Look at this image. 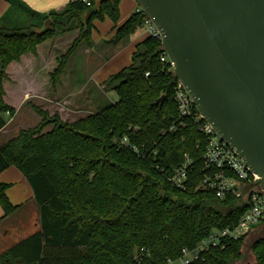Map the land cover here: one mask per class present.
Masks as SVG:
<instances>
[{
    "label": "trees",
    "instance_id": "1",
    "mask_svg": "<svg viewBox=\"0 0 264 264\" xmlns=\"http://www.w3.org/2000/svg\"><path fill=\"white\" fill-rule=\"evenodd\" d=\"M6 1L9 7L0 18V129L5 115L15 113L4 99L9 89L4 83L18 81L8 80L11 62L36 55L37 45L59 34L76 31L72 42L57 51L49 72L55 88L78 43L89 39L93 20L106 16L115 23L119 18V0H88L89 5L69 0L47 13L21 0ZM141 20L142 14L133 12L108 43L131 35ZM162 50L160 40L149 35L135 45L130 64L104 84L116 93L115 102L73 122L32 105L40 121L0 144V172L9 166L21 172L39 220L38 230L0 253V264H168L179 259L182 248H194L212 228L235 224L247 210L242 198L219 199L198 186L208 172L202 162L205 140L192 121L180 126L176 119L172 90L177 79L160 61ZM161 95H166L163 104L152 105ZM171 124L176 131H168ZM122 137L137 151L123 146ZM184 154L190 171L184 187L177 188L167 177ZM7 187L0 183L6 215L14 210ZM244 238L226 239L222 248H210L188 264H239ZM251 250L254 264H264V234Z\"/></svg>",
    "mask_w": 264,
    "mask_h": 264
},
{
    "label": "water",
    "instance_id": "2",
    "mask_svg": "<svg viewBox=\"0 0 264 264\" xmlns=\"http://www.w3.org/2000/svg\"><path fill=\"white\" fill-rule=\"evenodd\" d=\"M135 2L199 113L259 176L242 193L256 184L264 192V0Z\"/></svg>",
    "mask_w": 264,
    "mask_h": 264
},
{
    "label": "rangeland",
    "instance_id": "3",
    "mask_svg": "<svg viewBox=\"0 0 264 264\" xmlns=\"http://www.w3.org/2000/svg\"><path fill=\"white\" fill-rule=\"evenodd\" d=\"M2 2L3 4H6L5 0H0V4H2ZM123 5L124 6H122V10L123 13L126 14L129 11L130 7L127 2H125ZM4 12L1 15H3ZM1 24H4V22L1 21ZM92 24L93 25L89 32V39L87 40V42L85 40H82L80 43H78L74 52L70 55L68 61L63 67L59 75V82L57 83L55 88L51 86L49 72L53 69L56 64L55 57L58 54L57 51L65 49L68 45L67 40L65 38H69V36H64V39H60V44L56 43L57 50L55 49L54 52V46H52V42L56 38H59V36H63L64 34H59L56 37L47 41L52 46L50 47V57H45V54L42 51L44 58L42 60L40 59V62H38L37 64L39 67L42 66L43 68H41L40 71H37L35 69L29 75H26L28 74V72L25 74L22 81L25 85V92L23 91V93L16 94L17 92L13 88L14 86L9 85L8 81L6 80L7 83L5 82L4 86L5 88L9 89L7 90V93L5 92L4 99L10 104L14 105L15 103V106L17 107V116L13 121H9L12 116L7 114L5 115L7 118V122L9 121L7 124L8 129L5 131V136H3V133H1L0 131L1 138L9 137L11 133H16L17 130L21 129V127H33L38 123V121H40V116L33 110L32 105H37L41 107L43 110H46L49 114L58 113L59 115L60 113L62 115L63 121L73 122L79 116L83 117L85 114L96 112L105 103L115 102L117 100L116 93L104 87V84L100 88L94 85L95 88H97V90H94L93 88L94 91H91V88L89 89V87H83V84L81 88L82 91H77L79 90L77 88H79V86H81V84L83 83L82 81H84L85 83L88 82L89 84H93L94 81L99 80V76L101 74H97L99 69L106 63L105 61L109 60L114 55L113 52H115L116 50L119 51L118 45L116 47V50L108 52V55H106L107 59L105 60V56L102 52V49L104 48L102 42L103 38L107 37V35L110 33L112 28V22L107 17H104L100 20L94 19ZM136 29H138V27ZM57 30H59L58 27H56V31ZM76 36L77 32H73L71 42ZM112 37H114V35ZM112 37L107 40V43L108 41L113 39ZM83 49H87L88 53H83ZM126 64H122L119 67L118 59V61H116L115 64L111 65L108 70L110 72L112 71V74H115ZM70 71H72L73 75H76L74 76L75 78L79 77L82 81L78 83L72 82V79L70 77ZM8 80H18L16 83V85H18L21 79L18 76L9 74ZM101 88L103 90V93L99 91V89ZM50 127L51 125L47 126L45 129ZM11 170L19 172L18 174L21 175V172L18 171V169L11 167ZM10 179V181H12V183H14L15 187L18 189L22 188L21 185L26 186V193L31 197V200L33 201L30 186L25 178H23L22 184H20V182H17V179L14 176L10 175ZM32 201H27L28 203L25 204L24 209H29L31 207V204H33ZM29 213L30 212H24V210L17 211L13 215V221H15V224H17V226L27 225V220L25 219V217H27V219L29 220L28 224L31 225L30 223L33 222V217ZM24 215L25 217L22 219ZM254 227L255 229L252 230L243 240L241 246L242 258L238 262L239 264H254V257L251 248L255 239L259 238L264 234V222ZM168 264H182V261L180 259H177L175 261L169 262Z\"/></svg>",
    "mask_w": 264,
    "mask_h": 264
},
{
    "label": "built area",
    "instance_id": "4",
    "mask_svg": "<svg viewBox=\"0 0 264 264\" xmlns=\"http://www.w3.org/2000/svg\"><path fill=\"white\" fill-rule=\"evenodd\" d=\"M81 2L89 5L88 0H81ZM133 12L142 14L140 28H143L149 36L160 40L159 31L141 7L137 5ZM159 58L173 70V64L168 59L164 49ZM147 74L145 73V75ZM172 99L176 105V119L179 125L185 126L188 120L192 121L205 140L202 162L208 172L204 174L198 186L213 191L219 199H224L227 196L242 198L248 206L235 224L224 228H212L205 237L197 242L194 248H182L179 259L182 264H188L197 260L202 252L210 248H222L226 239L246 237L254 226L264 222V192L256 184L246 193H242V188L247 184L257 182L259 176L245 165L232 148L220 140L213 127L199 113L191 97L178 80L172 90ZM176 129V125L171 124L168 131L174 132ZM120 142L123 146L130 147L133 152L137 151L134 145H130L126 137H122ZM140 156L145 157V154L141 152ZM190 166V159L188 155L184 154V161L172 171L167 180L172 186L183 188ZM169 262L171 261L168 260Z\"/></svg>",
    "mask_w": 264,
    "mask_h": 264
},
{
    "label": "crops",
    "instance_id": "5",
    "mask_svg": "<svg viewBox=\"0 0 264 264\" xmlns=\"http://www.w3.org/2000/svg\"><path fill=\"white\" fill-rule=\"evenodd\" d=\"M21 1L28 8H30L34 11L41 12V13H47L51 10H56V11L61 10L63 8V6L69 0H21ZM5 2H6V4L5 3L3 4V2H2V4H0V18H2V16L5 14V12L7 11L8 7H9V3L6 0H5ZM125 2H127L129 4V7H130L129 11L126 14H124L123 10H122V8H123L122 6H124L123 4ZM136 6H137V3L135 2V0H119V5H118L119 18L115 23H113L111 21L112 22L111 31L107 35V37L103 38L102 43H103L104 48L102 49V52H103V54L105 56V60H106L107 59L106 55H108V52L109 51L112 52L113 50H116V47L118 45H119V51L116 50L115 52H113L114 55L109 60H107V61L104 60L106 63L99 69V71L97 73V74L101 73L99 76V80L94 81L93 84H89L88 82L85 83L79 77L75 78L74 76H76V75L72 74L73 70L70 71L71 72L70 77L72 79L71 80L72 82H74V83H78L81 81L83 82L81 84V86H79V88H77V89H79L77 91H82L81 88H82L83 84H84L83 87H89V89L91 88V91L97 90V88H95V86L98 88L102 87L103 84H105V82L108 80V78L114 74V73L112 74L111 73L112 71L110 72L108 70V68L111 65L115 64V62L118 61V59H119V67L122 64L128 63V64L124 65L121 69H123L124 67H126L130 64L131 55H132L133 51L135 50V45L138 44L139 42H141L146 36H148L146 31L143 28L138 27V29H136L131 35L120 40L115 45H113V44L109 45L107 43V40H109L114 35L116 28L119 25H121L131 14H133V11L136 8ZM3 12H4V14L1 15ZM73 32L76 33V31H73ZM73 32H69L72 34L65 33L63 36L61 35V36H59V38H56L52 42V46H54L53 52L55 51V49H57L56 43L60 44L61 43L60 39H62L64 36H69V38H65L67 40V43H69L71 38H72ZM47 43L48 42L45 41L44 43L37 45L36 55H32L31 53H27L25 55H22L20 57L19 61H13L9 64V67L7 69L8 76H9V73L12 72L14 74L11 73L10 75L18 76L21 79L19 81L18 85H16V84L14 85V89L17 92L16 94L23 93V91L25 90V88H24L25 85L23 84L22 81H23V78L27 72H28V74H26V75H29L30 73L33 72V70L36 69L37 71L38 70L40 71L41 68H43L42 66L39 67L37 63L40 62V59L42 60L44 58L43 52L45 54V57L49 56L50 47H52V46L50 43H48V44ZM82 51H83V53H88L87 49H83ZM93 88H94V90H93ZM99 91L103 93L102 88L99 89ZM10 105L15 107V113L9 119V121H13L17 116V107L15 106V103H14V105L13 104H10ZM86 115L87 114H85L83 117H85ZM59 116L61 117V120H62V115L60 113H59ZM80 118H82V116L81 117L79 116L75 120L80 119ZM8 122L4 125L3 128L0 129L1 133H3V136H5V131L8 129L7 128ZM45 128L43 130L44 132L49 131L51 129V127L47 128V129H45ZM17 133H18V130L14 134L11 133V135L9 137H2V138L0 137V140H1L0 144H3L6 141H8L9 139H11L12 137L16 136ZM11 167H14V166H9L0 172V183H4V184L8 185V187L6 189V196L9 200V202L11 203V205L14 207V210L11 213L6 215L0 206V253H2L5 249L10 247L15 242L21 240L22 238H24L27 235L31 234L32 232L38 230V228H39L38 212H37V207H36L35 201L33 199V194H32V199L34 202L31 200V197L29 195H27L26 186L21 185L22 188L18 189L15 187V184L12 183V181H10L11 180L10 175L14 176L17 179V182H20V184H22L23 178H25L22 174L19 175L18 174L19 172H15L14 170H11ZM27 201H29V202L32 201L33 204H31V207L29 209H24L25 204L28 203ZM20 210H24V212L26 211V213L30 212L29 214H31L33 217V222L30 223L31 225L28 224L29 220L27 219V217H25V215L22 217V219L25 217V219L27 220L26 221L27 225L17 226V224H15V221H13V215L17 211H20ZM254 229H255V227L252 230H254Z\"/></svg>",
    "mask_w": 264,
    "mask_h": 264
}]
</instances>
